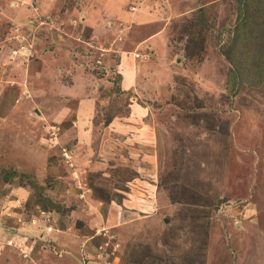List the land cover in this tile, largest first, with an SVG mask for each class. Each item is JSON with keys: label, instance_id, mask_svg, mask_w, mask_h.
I'll return each instance as SVG.
<instances>
[{"label": "rangeland", "instance_id": "1", "mask_svg": "<svg viewBox=\"0 0 264 264\" xmlns=\"http://www.w3.org/2000/svg\"><path fill=\"white\" fill-rule=\"evenodd\" d=\"M0 264H264V0H0Z\"/></svg>", "mask_w": 264, "mask_h": 264}, {"label": "crops", "instance_id": "2", "mask_svg": "<svg viewBox=\"0 0 264 264\" xmlns=\"http://www.w3.org/2000/svg\"><path fill=\"white\" fill-rule=\"evenodd\" d=\"M158 35H159V34L156 33L155 35H152L151 37L147 38V39H146L147 43H149V41H153V40L157 39ZM158 38H159V37H158Z\"/></svg>", "mask_w": 264, "mask_h": 264}]
</instances>
